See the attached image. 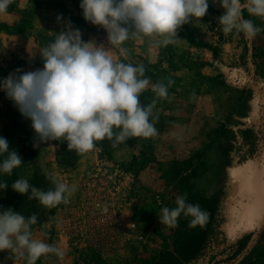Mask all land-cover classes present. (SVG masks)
Instances as JSON below:
<instances>
[{"label": "rangeland", "instance_id": "obj_1", "mask_svg": "<svg viewBox=\"0 0 264 264\" xmlns=\"http://www.w3.org/2000/svg\"><path fill=\"white\" fill-rule=\"evenodd\" d=\"M27 1L29 16L56 8L67 27L103 46L113 62L143 66L140 78L149 85L141 103L157 101L149 118L155 136L116 147L105 139L83 154L66 141L40 142L19 109L5 111L0 138L22 164L10 175L0 171V183L8 184L0 189V213L36 214L31 239L63 253L35 264H264V225L238 234L249 210L259 208L264 185V31L252 40L235 30L225 35L218 21L225 9L208 0L207 14L182 25L166 46L164 37L143 35L113 45L103 27L84 19L81 0ZM243 15L264 29V18ZM157 83L167 87V98L156 97ZM53 167L58 183L75 188L67 203L46 209L28 198L31 188L24 195L11 188L26 179L54 189L46 178ZM185 193L208 214L206 222L189 228L191 217L181 214L177 227L162 225V208H175ZM0 264H28L27 252L0 251Z\"/></svg>", "mask_w": 264, "mask_h": 264}, {"label": "clouds", "instance_id": "obj_2", "mask_svg": "<svg viewBox=\"0 0 264 264\" xmlns=\"http://www.w3.org/2000/svg\"><path fill=\"white\" fill-rule=\"evenodd\" d=\"M12 0H0V13L7 11ZM215 3L216 0H213ZM225 13L218 18L222 32L227 35L235 30L252 40L264 29L255 26L249 16L264 18V0H219ZM208 0H81L83 17L93 25L103 27L108 41L120 45L131 36L164 37L163 45L172 43L177 30L192 18L207 14ZM123 51V50H122ZM43 68L20 75L9 74L0 89L14 102L22 116L31 120L32 128L40 142L66 141L68 150L83 154L95 148L97 141H112L116 147L130 138H150L157 129L150 116L156 104L154 99L147 106L141 103V93L149 85L143 66L113 62L103 46L83 42L78 29L66 27L57 34L54 42L41 52ZM22 72L21 69L16 70ZM172 81H169V85ZM156 97L165 99L167 87L162 83L153 85ZM8 153L0 164V171L11 174L22 164V158L9 152L6 139L0 138V155ZM54 189L43 191L30 186L26 179L14 181L11 188L29 199H37L46 209L67 203L75 191L55 176H46ZM6 182L0 189H6ZM176 207L162 208L159 221L174 228L183 214L191 217L188 227L202 226L207 213L199 204L187 202V193L176 198ZM107 211V207H104ZM38 216L25 218L8 209L0 213V251L6 249L26 250L28 264L48 253L62 256L61 250L40 240L31 239L30 226ZM15 238V243L13 241ZM23 254V253H22Z\"/></svg>", "mask_w": 264, "mask_h": 264}, {"label": "crops", "instance_id": "obj_3", "mask_svg": "<svg viewBox=\"0 0 264 264\" xmlns=\"http://www.w3.org/2000/svg\"><path fill=\"white\" fill-rule=\"evenodd\" d=\"M27 11V0H12L7 11L0 13V82L9 74L20 75L42 69L41 50L54 42L57 34L67 27L62 13L56 8L41 9L32 16ZM17 69L22 72L17 73ZM9 106L16 107L0 89V126ZM46 143L53 145L52 141ZM54 160L52 158L51 166L55 165ZM51 170L56 180H60L54 167Z\"/></svg>", "mask_w": 264, "mask_h": 264}, {"label": "snow or ice", "instance_id": "obj_4", "mask_svg": "<svg viewBox=\"0 0 264 264\" xmlns=\"http://www.w3.org/2000/svg\"><path fill=\"white\" fill-rule=\"evenodd\" d=\"M262 171H264V162H262ZM262 196L259 208L252 207L248 215L245 216L238 225L239 232L253 231L257 226L264 225V185H262Z\"/></svg>", "mask_w": 264, "mask_h": 264}]
</instances>
